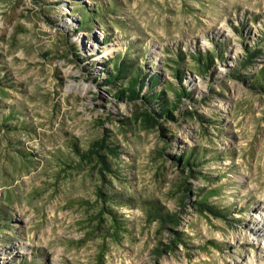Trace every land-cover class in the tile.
Returning <instances> with one entry per match:
<instances>
[{
    "label": "rangeland",
    "instance_id": "obj_1",
    "mask_svg": "<svg viewBox=\"0 0 264 264\" xmlns=\"http://www.w3.org/2000/svg\"><path fill=\"white\" fill-rule=\"evenodd\" d=\"M261 71L264 0H0V264L264 262Z\"/></svg>",
    "mask_w": 264,
    "mask_h": 264
},
{
    "label": "trees",
    "instance_id": "obj_2",
    "mask_svg": "<svg viewBox=\"0 0 264 264\" xmlns=\"http://www.w3.org/2000/svg\"><path fill=\"white\" fill-rule=\"evenodd\" d=\"M250 50H252V48H249ZM213 55L215 54L214 52L212 53ZM212 54H209V53H205V54H200L198 53L197 55H195V59L205 65L206 67H208L212 62H213V55ZM117 62H119L118 60H115L113 61V63L115 64V67L117 68ZM128 67V62L124 61V62H121V65L120 67L117 69L118 72L115 71V73H111V75L109 76L108 78V81H112L113 78L116 79V77L121 73L127 71V72H130L132 69H129ZM127 68V70H126ZM174 71H175V74L178 76V78L181 80V78L183 77L182 76V73H181V69L179 67L178 64L174 65ZM140 76H141V73L139 72V70H135L131 76L128 77V83L129 85L127 87L125 86H122L120 89H116L115 92L120 95V96H124L126 93L127 95L131 96L132 98L135 97L136 94H138L139 92L137 91L138 90V86L140 87L142 81L140 80ZM261 78V79H260ZM264 78V75H263V72L261 71V73H259V75L256 74V77L255 79H257V85H261L263 88H264V81H262ZM153 83L155 84L157 81H158V78L157 76L156 77H153L152 79ZM143 84V83H142ZM168 89H172L173 92L177 93L178 92V88H176L175 86L172 85L171 82H166L164 84V88L163 90H168ZM183 94L185 93V95L187 96L188 94L186 93V89L183 90ZM159 94L157 93H154V94H151V99L154 100L156 97H158ZM178 96H181L179 93H178ZM168 105H171V103L168 101V99H162L160 100V106H161V111L159 112V115H163V113H166L168 111ZM184 159H183V163L184 165H189L190 163L193 162V160L195 159V157H191V155H185L183 156ZM193 159V160H192ZM178 161H181V158H179ZM115 219H117L115 217ZM124 225H120V227H123Z\"/></svg>",
    "mask_w": 264,
    "mask_h": 264
},
{
    "label": "bare ground",
    "instance_id": "obj_3",
    "mask_svg": "<svg viewBox=\"0 0 264 264\" xmlns=\"http://www.w3.org/2000/svg\"><path fill=\"white\" fill-rule=\"evenodd\" d=\"M263 219H264V218H262V220H263ZM256 230H257V231H263V230H264V228H261L260 224H259V223H257ZM261 235H263V239H264V233H262ZM260 264H264V262H261Z\"/></svg>",
    "mask_w": 264,
    "mask_h": 264
}]
</instances>
